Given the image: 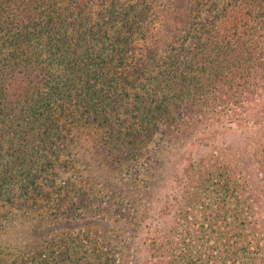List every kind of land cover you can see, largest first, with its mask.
Here are the masks:
<instances>
[{
	"label": "trees",
	"instance_id": "trees-1",
	"mask_svg": "<svg viewBox=\"0 0 264 264\" xmlns=\"http://www.w3.org/2000/svg\"><path fill=\"white\" fill-rule=\"evenodd\" d=\"M147 1L126 8L112 2L100 14L106 29L78 32L83 24L72 19L89 0H0V153L6 152L0 154V202L22 211L27 220L38 198L52 199L51 221L57 222L44 227L39 214L26 227L13 223L16 214L5 217L11 228L0 234V264L20 259L30 264H133L124 262L123 255L130 253L132 225L140 217L136 201L144 199L136 194L135 178L146 164L127 166L123 178L133 187L128 196L118 195L122 187L105 180L104 197L83 188L64 208L75 187L72 181L78 179L71 169L76 159L61 160L60 151L70 141L66 126L54 118L58 107L68 123L77 121L67 118L73 109L92 121L113 99L128 98L127 87H139L137 100L145 99L139 91L160 95L139 120L148 139L160 134L162 140L179 136L191 142L189 131H199L210 120L209 126L220 124L221 130L211 126L208 132L229 138L226 152L233 145L237 157V169L232 163L215 165L212 157L198 161L193 170L206 178L176 199L172 223L179 219L182 224L158 223L145 233V264H264V0ZM68 31L78 33L70 37ZM109 134L101 137L104 145ZM125 145L137 150L131 141ZM103 154L111 176L119 160L107 148ZM132 168L137 170L130 173ZM54 169L63 173L54 171L52 177L71 170L73 180L39 182L41 173ZM47 182L54 198L41 196ZM103 202H112L107 215L114 211L108 247L98 246L89 230L73 239L72 227L64 226L67 237L60 232L62 222L82 219L74 215L79 209L106 216ZM166 209L167 215L172 212L167 205L161 211ZM90 241L94 245L82 252L83 242Z\"/></svg>",
	"mask_w": 264,
	"mask_h": 264
},
{
	"label": "rangeland",
	"instance_id": "rangeland-1",
	"mask_svg": "<svg viewBox=\"0 0 264 264\" xmlns=\"http://www.w3.org/2000/svg\"><path fill=\"white\" fill-rule=\"evenodd\" d=\"M85 1L87 2V0ZM89 2L91 3H89L90 5L84 9L85 11L83 10L84 12L81 13L77 11L82 14L81 17H78V13L75 11L77 14H75V18L73 17L74 19H72L76 22V25L83 24V29L80 31L76 30L78 32H83L86 28H92L95 31L102 32V30L106 28L101 25L103 19H100V14H103L112 2L116 4L120 3L123 8H126L130 5V3L135 4L137 0H89ZM147 2L148 4L154 5L151 0H148ZM76 31H68L69 36H75L78 33ZM108 35L112 36L111 33H108ZM92 44V48L96 50L98 46L95 42H92ZM136 86L138 87L139 85L136 84ZM138 88L132 89L131 87H127V91L129 93L128 98L119 99V102L118 98L113 99L112 102L114 103H110L107 106L108 108L106 111L98 114L97 118L92 121H88L85 117H83L78 109V112L73 109L72 111L69 110L67 118L77 119V121L74 123H68L66 122V117L60 115L61 112L58 107L54 110V118H56L57 122L66 126V130L68 131V140L70 141L68 149L65 152L60 151L62 153V155H59L61 160L66 159V157L70 158V155H73L76 159V161L72 163L71 169L73 168L76 171L74 174L78 179L72 181L75 183V187L74 189L71 188L69 190V195L64 203V208H67L68 205L71 204L73 201L72 199L76 194H81L79 191L84 190L83 188L93 189L96 193H98V195H101V198L102 196L104 197L105 192L107 191L104 183L105 180L112 181L116 185L119 184L120 187H122L118 195H121L122 197H126V195L128 196V190H133V187L127 183L128 178H123L124 173L127 171V166L131 164L134 168L136 166L138 168V165L143 163L146 164V169L145 166H143L142 169H139L141 174L138 178H135L137 180L136 186L138 189L136 194H141L144 199H140L139 202L136 201V207L138 208L137 214L140 215V217L136 219L135 225H132L135 227V233L134 237L130 239L132 240V243L128 245V252L130 253L123 255V261L126 263L142 264L143 262V264H145V259L148 258V245L145 243L148 242L149 244V239H145L147 238L145 233L148 229L153 228L154 225L156 226L158 223L162 226L163 224H166L167 226L174 224L172 223L175 222L173 221V214L178 210L176 199L184 196L185 192H190L196 181L201 183L202 178H206L202 174H199L198 171L196 172L193 170L194 166L198 164V161L203 160L205 157H212L215 165L232 163L233 167H235L234 169H237V157L234 154L235 148L233 145L230 146L232 149L228 147L229 152H226L227 142H230L229 138H226L225 135L220 137V135L218 136L208 132L212 127H215L216 131L221 130L220 124L210 123L211 125L209 126L210 120L205 121L204 126L200 128L199 131L196 130L193 133L189 131V134L187 135L189 136L188 139H190L191 142H187V139H182L179 136H173V138L169 141L166 139L162 140V138H160V134L155 136L154 140H151V138L148 139L144 133L145 131L142 130V127L139 124V120L146 114L145 110L148 104L152 102V100H158L160 95L158 93H152L149 97V95L139 91L138 94L140 95V98L145 99L137 100L134 98V94L137 92ZM119 93L120 90H118V94ZM155 104L156 101H153L152 105L155 106ZM219 115L222 116L221 113H219ZM133 117L137 118V122L134 121ZM227 118L230 119V121L235 119L230 116ZM119 122L124 123V125L119 124ZM70 126H72L71 128L73 129H71ZM156 131L157 129L154 127L153 132L156 133ZM104 133L112 134H109V136L107 135L110 139L106 140V145H104V141L101 138ZM198 138L200 139L197 140ZM130 141L133 142L134 146L137 148L135 152L128 151L127 146L125 145V143H129ZM156 142H159V145ZM110 147H113V149ZM106 148L110 150L113 153V156L119 160L113 162L115 171L112 172L111 176H109L106 172L104 165L105 155L103 154V151L106 150ZM124 152H126V154ZM0 154L5 156L6 152L2 151ZM205 159L208 161L207 158ZM130 160H132L131 163ZM3 162H5V159ZM134 168L129 170L130 173L133 170H137V168ZM54 171L57 170H49V173L46 175L41 173L38 177L39 182H42L41 180L44 179H51L57 184L58 182L56 180H62L65 178L73 180L72 178H74L71 174V170L67 172L66 175L62 176V178L52 177L50 174ZM57 172H60L61 174L63 173L61 171ZM166 173H168L167 177L169 178H165ZM47 183L48 184L43 185L44 190L41 196L46 197L50 194V197L54 198V193L51 194L52 187L49 184L50 182ZM145 188H148V192ZM17 193L18 190L14 192L15 195H17ZM34 195L35 193L31 195V198H33L32 196ZM38 199L39 200L36 206L37 210L34 211L33 208L31 210L33 212L30 213V215H27V220L22 219V216L20 215L22 211L15 208H7V204L4 201H1L0 206L6 208H0V234L3 231V228H8L10 226L11 221L9 223L6 222L7 220L5 217L10 219L11 214H16L17 216L13 223H21L26 227H29V224L36 223V217L39 216V214L44 217V227H51L54 224H57V222L51 221L55 212L53 200L48 199L47 201H44L42 198ZM102 204L104 210H106V216L100 217L93 211L90 213V211L84 210L83 212L79 209L78 211H75L74 215H77V217L75 216L77 219L82 218L81 220L73 222L75 220L74 219L67 224L62 222L63 227L69 226L73 228L69 232V234L72 233V239L76 238V235L80 230H89L94 233L92 240L96 241L98 246L102 245L103 248L108 247V241L109 238L111 239L112 234L111 227L114 226V217L111 218L114 211H110L107 215V207L110 210L113 207L112 202L107 203L108 206L105 205V202ZM164 205L172 208V212L168 215V209H166L165 212L161 211ZM92 214L93 216L90 217ZM177 224H182V221L178 219L172 226H176ZM61 226L58 227L60 228V232L67 237L65 235V231L67 232L69 228L65 229V227L62 228ZM117 229L118 233H120V228ZM125 238L127 239L128 237L125 236ZM133 238H135V240H133ZM92 245H94V243L91 241L83 242L81 251L86 252ZM144 254L146 255L145 259L142 258ZM86 256L91 257L89 251ZM108 256H112L110 251ZM17 264L30 263H24V261L20 259Z\"/></svg>",
	"mask_w": 264,
	"mask_h": 264
}]
</instances>
